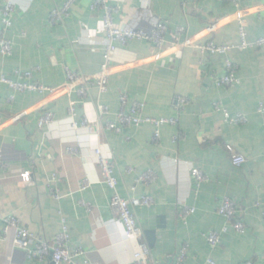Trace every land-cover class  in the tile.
<instances>
[{"label":"crops","instance_id":"1","mask_svg":"<svg viewBox=\"0 0 264 264\" xmlns=\"http://www.w3.org/2000/svg\"><path fill=\"white\" fill-rule=\"evenodd\" d=\"M8 1L16 7L6 33L13 52L4 56L0 48V79L27 82L16 72H31L29 82L54 88L65 84L67 70L84 76L100 72L105 46L97 30L103 12L92 10L94 0H78L71 15L55 26L50 14L66 0H0V30L4 29L1 11ZM262 1L111 0L118 8L114 22L119 28L150 30L157 22L166 23V50L147 41L121 48L107 91L101 93L95 81L84 100L75 93L50 98L24 92L15 93L11 102L13 90L0 82V153L7 164L0 168V218H17L22 228L50 245L66 227L71 250L85 252L77 258L80 262L131 264L136 245L126 240L123 224L110 210L112 191L103 183L95 157V150L102 147L116 165L122 198H154L153 206L134 210L151 250L149 264H175L184 246H188L187 264L208 260L264 264V112L259 111L264 108V47L235 49L226 55L202 54L193 46L171 48L176 38L239 45L238 16ZM222 19L226 21L215 30L206 31ZM244 20L250 42L264 37L260 16L246 15ZM179 28L184 33H178ZM227 59L237 68L239 84L234 87L216 83L225 75ZM121 95L130 102H144L143 117H178L179 126H163L156 142L151 124L121 125L117 117ZM72 100L78 103L79 128H74L68 112ZM178 100H185L181 111ZM217 104L232 117L245 116L247 123L229 122L223 111L216 110ZM100 105L108 108V114L100 115ZM44 111L53 112L55 119L41 128ZM21 114H25L21 120L11 121ZM85 119L91 130L81 127ZM109 122L121 131L108 128ZM177 134L183 140L173 142ZM234 153L245 156L246 164L234 166ZM192 167L208 180L198 185ZM148 170L157 180L150 185L137 182ZM24 173L30 174V183L22 180ZM51 190H58L61 199H54ZM226 197L242 208L238 219L247 227L243 235L222 232L229 224L217 209ZM184 207L194 213L183 218ZM2 230L0 222V237ZM211 232L221 234L215 249L207 240ZM0 264L53 262L50 255L44 261L30 260L11 238L0 240Z\"/></svg>","mask_w":264,"mask_h":264},{"label":"built area","instance_id":"2","mask_svg":"<svg viewBox=\"0 0 264 264\" xmlns=\"http://www.w3.org/2000/svg\"><path fill=\"white\" fill-rule=\"evenodd\" d=\"M77 2L78 0H66L61 7L52 10L50 14V23L54 26L61 24L65 18H68L71 15V11ZM92 10L103 12V17L97 30V33L102 37L105 46L104 61L100 72L94 76H84L80 75L79 73L67 70V79L65 84L54 88L29 82L33 76L31 72H16V75L20 76L22 79H25L27 82H15L13 79L8 78L7 76H2L0 82L10 86L14 92V94L9 97V101H14L15 93L24 92H38L40 94H47L50 98L62 95L70 97L75 93L82 100H84L89 96V91L95 84V81L98 82V88L101 93H105L107 91L111 71L114 68L113 63L116 58L115 56L118 54L121 48L128 47L134 41H147L153 43L155 48L159 51L166 50V34L168 32V25L166 23L157 22L150 30L136 28L134 26L119 28L114 22V15L118 12V8L111 5V0H94ZM1 12L2 22L4 25V29L0 30L1 53L4 56H11L13 52V45L12 42L7 38L6 33L7 30L12 26V20L16 12V7L14 3L8 1L3 6ZM251 14L260 16V19L264 21V0L262 1L261 5L249 8L238 16V21L240 22L241 38V43L239 45L230 43L218 45L214 42L198 44L194 38H187L183 42H180V40L176 38V40L171 44V48L179 49L193 46L202 54L226 55L235 49L245 50L264 47V37H261L253 42L248 40V33L245 27L244 17ZM223 21L226 20L222 19L215 22V24L206 31L211 32L212 30H215ZM178 33H184L183 28H179ZM212 77L214 80H216L214 75ZM216 83L218 86L223 87H234L239 84L237 68L230 59L225 61V75L216 80ZM184 102L185 100H178L177 110H182L181 104ZM77 104L78 103L76 101L72 100L68 108L69 116L73 120L72 122L74 128H79V124L75 122ZM145 107L146 105L144 102H130L127 95H121L120 111L117 115L120 124L125 127H138L142 124H151L156 128L154 134V140L156 142H158L160 139V129L163 126H179L178 117H143L142 114ZM98 110L101 116L108 114V108L106 106L100 105L98 106ZM216 110L223 111L225 114V119L233 124H245L248 121L243 115L232 117L226 110L222 109L219 104L216 105ZM259 111L262 113L264 112L263 106L260 107ZM24 115L25 114H21L19 116L13 117L11 121L16 122L21 120ZM54 117L55 116L53 112L44 111L40 117L39 126L42 128L45 125L51 124L55 119ZM81 127L89 128L90 130L92 129L88 119H85L81 123ZM108 128L116 132L121 131L120 127L111 122L108 123ZM172 140L173 142H177L183 140V137L180 134H177L172 138ZM228 150L233 152L231 147H229ZM95 157L102 174V181L112 191V198L110 201V210L112 215L114 219L119 220L123 224L126 240L136 245V250L132 255L131 264H149L151 250L144 239L145 232L139 224L134 210L138 207L153 206L154 198L151 196L132 197L130 199L122 198L118 192V180L116 178L117 168L113 162L112 156L109 154V152L101 147L95 150ZM231 160L233 165L237 167H241L247 162L245 156L235 153L232 155ZM6 167L7 164L0 153V168L4 169ZM127 171L131 173L133 169L128 168ZM191 175L196 180L198 185L208 180L207 176L200 169L195 167L191 168ZM21 178L24 182H31V176L29 173L22 174ZM156 180L157 176L155 172L148 170L138 177L137 182L150 185ZM87 184L88 183L83 184L82 188L86 189L88 187ZM51 194L54 199H61L58 190H51ZM217 212L229 224L222 230L223 233H227L230 230L240 235L246 233V224L242 220L238 219L239 214H241L243 211L235 200L227 197L224 198L219 205ZM193 213V209L184 207L182 217L187 218ZM0 222L3 223V230L0 240L10 242L12 238V241L16 247L24 249L28 252V257L30 260L44 261V259L50 255L53 264H89L87 260L84 262L77 260V258L84 255L85 252L82 248H78L74 251L71 250L69 246L70 236L66 227H63L62 232L56 236V242L54 245H50L48 241L42 237H39L29 230L22 228L20 221L15 217L5 220L0 218ZM207 240L209 245L215 249L220 243L221 234L219 232H211L207 235ZM187 261L188 246H184L178 254L175 264H187ZM208 264H215V262L213 260H208ZM245 264L254 263L249 261Z\"/></svg>","mask_w":264,"mask_h":264},{"label":"water","instance_id":"3","mask_svg":"<svg viewBox=\"0 0 264 264\" xmlns=\"http://www.w3.org/2000/svg\"><path fill=\"white\" fill-rule=\"evenodd\" d=\"M149 235H150V233H149Z\"/></svg>","mask_w":264,"mask_h":264}]
</instances>
